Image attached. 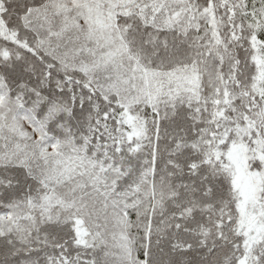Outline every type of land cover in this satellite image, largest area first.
Listing matches in <instances>:
<instances>
[{
  "label": "snow or ice",
  "instance_id": "obj_1",
  "mask_svg": "<svg viewBox=\"0 0 264 264\" xmlns=\"http://www.w3.org/2000/svg\"><path fill=\"white\" fill-rule=\"evenodd\" d=\"M0 264H264V0H0Z\"/></svg>",
  "mask_w": 264,
  "mask_h": 264
}]
</instances>
